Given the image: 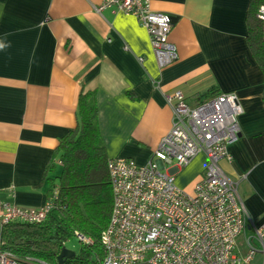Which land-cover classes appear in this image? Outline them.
<instances>
[{
  "label": "crops",
  "instance_id": "obj_1",
  "mask_svg": "<svg viewBox=\"0 0 264 264\" xmlns=\"http://www.w3.org/2000/svg\"><path fill=\"white\" fill-rule=\"evenodd\" d=\"M103 1L0 0V207L46 203L41 182L59 140L76 126L81 91L95 94L107 157L140 166L171 128L167 94L199 103L232 93L242 113L222 169L238 183L251 220L264 221L263 74L246 42L250 0H148L172 20L177 60L163 68L136 19L113 8L98 13ZM192 164L187 187L179 186L188 192L202 180L206 156L170 171L176 181Z\"/></svg>",
  "mask_w": 264,
  "mask_h": 264
},
{
  "label": "built area",
  "instance_id": "obj_2",
  "mask_svg": "<svg viewBox=\"0 0 264 264\" xmlns=\"http://www.w3.org/2000/svg\"><path fill=\"white\" fill-rule=\"evenodd\" d=\"M106 8L136 19L148 34L159 68L177 60L168 41L170 15L151 9L148 0H104L96 11ZM258 17L264 18V7ZM165 102L172 112L171 128L145 165L129 158L107 159L112 209L100 235L99 264H249L257 253L264 264V221L251 220L238 195V183L222 169V163L231 160L227 147L239 135L242 109L237 97L220 94L194 103L174 91ZM200 153L207 166L189 194L177 186L176 173L170 171L179 172ZM50 207L47 202L39 209L2 205L0 226L12 221L39 223ZM75 236L80 243H91ZM0 264L48 263L29 257L21 261L0 249Z\"/></svg>",
  "mask_w": 264,
  "mask_h": 264
},
{
  "label": "trees",
  "instance_id": "obj_3",
  "mask_svg": "<svg viewBox=\"0 0 264 264\" xmlns=\"http://www.w3.org/2000/svg\"><path fill=\"white\" fill-rule=\"evenodd\" d=\"M261 7L264 0H250L246 42L263 74L264 106V32L258 17ZM107 159L98 127L95 94L81 91L77 97L76 126L59 140L41 182L46 185L45 198L50 210L39 223L2 224L0 249L21 261L29 257L58 264L63 243L79 234L91 243H81L79 251L61 264H99L103 257L100 235L112 209ZM57 165L59 171L55 173ZM49 173L55 174L49 177Z\"/></svg>",
  "mask_w": 264,
  "mask_h": 264
},
{
  "label": "rangeland",
  "instance_id": "obj_4",
  "mask_svg": "<svg viewBox=\"0 0 264 264\" xmlns=\"http://www.w3.org/2000/svg\"><path fill=\"white\" fill-rule=\"evenodd\" d=\"M196 167V166H195ZM195 167L193 168V164L190 166L191 169L185 171L184 173L182 172L177 178V186L179 187H187V181L188 179L191 178L192 174L195 172ZM189 172V173H188ZM187 180V181H186ZM179 187V188H180ZM181 190H183L186 193H191L188 191H185L184 189L180 188ZM238 245L240 247V249L245 252L246 251V246L245 244L242 243L241 238H239L238 240ZM81 246V243L79 241V239L76 236L71 237L70 239H68L66 242L63 243V249H66L70 252L73 253H77L79 251V248ZM256 255L260 256L259 258L255 259V257L252 259V261L249 264H262L263 261V256L259 253H257ZM255 255V256H256Z\"/></svg>",
  "mask_w": 264,
  "mask_h": 264
},
{
  "label": "water",
  "instance_id": "obj_5",
  "mask_svg": "<svg viewBox=\"0 0 264 264\" xmlns=\"http://www.w3.org/2000/svg\"><path fill=\"white\" fill-rule=\"evenodd\" d=\"M73 255H74L73 252H70V251H68L66 249H61V251H60V253H59L58 257H57L58 264H61L63 262V260L69 259Z\"/></svg>",
  "mask_w": 264,
  "mask_h": 264
}]
</instances>
